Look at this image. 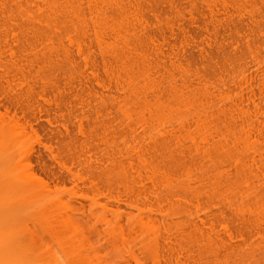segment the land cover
Instances as JSON below:
<instances>
[{"label":"bare ground","instance_id":"obj_1","mask_svg":"<svg viewBox=\"0 0 264 264\" xmlns=\"http://www.w3.org/2000/svg\"><path fill=\"white\" fill-rule=\"evenodd\" d=\"M124 262L264 264V0H0V264Z\"/></svg>","mask_w":264,"mask_h":264},{"label":"rangeland","instance_id":"obj_2","mask_svg":"<svg viewBox=\"0 0 264 264\" xmlns=\"http://www.w3.org/2000/svg\"><path fill=\"white\" fill-rule=\"evenodd\" d=\"M43 237V236H42ZM44 239L46 240V241H48V239L47 238H45L44 237ZM34 249H36V250H40V252L42 253V255L44 256L46 253H47V251L49 250V249H52V250H55V251H58V248L57 247H55L53 244H51V242H47L46 244H44L43 246H40V247H38V248H34ZM35 251V250H34ZM38 253V252H37ZM39 255H40V253H38ZM42 255H40V256H42ZM35 256H37L36 254H35ZM59 257H60V259L62 258L61 257V254H59ZM128 264L127 262H124L123 264ZM120 264H122V263H120ZM147 264H151V263H147Z\"/></svg>","mask_w":264,"mask_h":264}]
</instances>
